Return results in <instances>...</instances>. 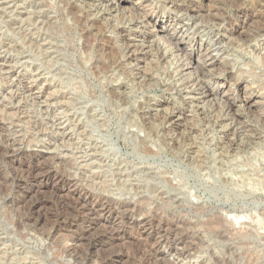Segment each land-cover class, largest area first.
Here are the masks:
<instances>
[{
    "label": "rangeland",
    "instance_id": "1",
    "mask_svg": "<svg viewBox=\"0 0 264 264\" xmlns=\"http://www.w3.org/2000/svg\"><path fill=\"white\" fill-rule=\"evenodd\" d=\"M148 1L176 16L199 42L194 59L208 48L205 53L221 63L217 77L231 76L226 85L233 97L245 88L263 93L257 86L264 89V0ZM119 6L0 0V264H264V228L255 222L264 220V128L242 108L235 114L242 124L209 103L206 120L204 108L196 110L200 118L189 115L191 105L170 111L185 84L176 76L173 91L175 85L161 86L156 73L171 77L175 52L161 38L147 39L136 12L124 13L127 0ZM82 13L95 24L76 23ZM229 24L240 35L228 32ZM84 34L92 38L88 52ZM121 39L135 51L132 61ZM99 56L123 63L124 71L94 75ZM211 81L210 89L219 92ZM258 108L264 111V97ZM165 117L184 124L181 137L191 141L184 142ZM148 122L154 133L144 127ZM234 127L232 136L227 131ZM143 139L155 155L142 151ZM194 147L201 170L188 163ZM256 150L259 158L248 163ZM99 197L109 202L102 207ZM215 217L222 225L208 227ZM144 219L142 229L136 222ZM161 236L166 248L156 245ZM180 238L184 243L174 247ZM185 246L183 255L171 251Z\"/></svg>",
    "mask_w": 264,
    "mask_h": 264
},
{
    "label": "bare ground",
    "instance_id": "2",
    "mask_svg": "<svg viewBox=\"0 0 264 264\" xmlns=\"http://www.w3.org/2000/svg\"><path fill=\"white\" fill-rule=\"evenodd\" d=\"M92 1V0H91ZM111 6H114L116 9L119 8V0H106ZM85 2V1H83ZM128 4H129V9H125L124 13L127 15V17H132L133 12H136V21L138 23H136V25H140L141 26V30H143V34L147 37V39L149 40L150 38H156L158 37V40H162L164 45H166L167 47L171 48L174 52H175V69L174 70H177L176 71V76H179V81H181L183 84L186 85H189V84H195L196 83V80L198 77L202 78L201 79V83L204 82V80H207V79H210V80H213L214 83L216 84L215 86V89L216 87H221V90L219 92H216L214 90H211L210 87H209V84H205L204 88H203V92L205 93V95H203L201 97V100L202 101H207L209 103V105H213V107L215 106H218V108H225V114L227 112V116L230 115L232 116L233 118H235V122L237 123H241V120L239 117H236V110L239 108H242L243 110H245L248 115L252 116L253 119L255 117H257V119L259 120L260 122V125L264 128V111H263V108L262 109H259L258 111L254 108H257V105L260 103L261 100H263V97H264V89L262 88V85H259L257 87H259L261 90L259 91H263V93H255L254 92V88H245V90L241 93V97H233V94H230L231 93V88H229L227 85H226V81H229L232 79L231 76H229L227 79H219V77H217V74H214L216 73V71L219 69L221 63L220 62H217L213 57H211V55H208L206 54V50L208 49H203L205 50V52L203 53L201 59L197 60V59H194V53H195V50H196V45L199 43L198 41H194V39L190 38L188 35H187V32L183 29V25H182V22L176 17V16H171L169 12L167 11H164V10H159L157 9V7L155 5H153L152 2H149L148 0H127ZM164 2V1H163ZM162 2V3H163ZM168 2V1H167ZM178 2V1H177ZM261 2V0H260ZM86 3V2H85ZM190 3V2H189ZM192 3V2H191ZM169 4V3H168ZM181 4V3H180ZM183 4V3H182ZM185 4V3H184ZM193 5V4H192ZM208 5V4H207ZM195 6V5H193ZM193 6H190V7H183V5H179V6H176L174 5V9H177L178 12H185V13H190L191 14L193 13L195 17H198V15L200 14L198 10H196ZM256 6V5H255ZM65 7V6H64ZM172 7V6H171ZM197 7V6H196ZM169 8V7H168ZM258 8V7H257ZM256 8V9H257ZM261 8V6H260ZM112 9V8H111ZM241 9V8H240ZM262 9V8H261ZM201 10V9H200ZM239 10V9H238ZM260 10V9H259ZM76 10H74L75 12ZM161 11V12H160ZM242 11V10H241ZM256 11V10H255ZM73 12V11H72ZM83 12V11H82ZM257 12V11H256ZM81 13V12H80ZM240 13V12H239ZM238 13V14H239ZM242 13V12H241ZM72 15V14H71ZM83 15V13H82ZM241 15V14H240ZM80 16V15H79ZM77 17L75 18V22L80 24L82 26V28H86L87 26L88 27H91L95 24L94 21L92 20H89L87 18L86 15H83L82 17ZM239 16V15H237ZM244 16V15H243ZM246 16V15H245ZM251 16V15H250ZM73 17V16H72ZM209 17V16H208ZM241 17V16H240ZM253 17V16H252ZM244 18V17H243ZM246 21H243V22H246L248 21V18L245 17L244 18ZM256 19V18H255ZM231 20V19H230ZM134 21V20H133ZM219 21V20H218ZM262 21V20H261ZM227 22V21H226ZM230 22V21H229ZM233 22V21H232ZM228 23V22H227ZM249 23V22H248ZM226 25V24H225ZM227 31L232 33L233 35H240L239 33V29L237 28H233L231 26V24L227 25ZM93 31V30H92ZM95 31V30H94ZM86 33V32H85ZM92 33V32H91ZM264 33V32H263ZM102 34V33H101ZM100 35L99 39L102 40V36ZM85 35V34H84ZM98 35V34H97ZM237 35V36H238ZM104 36V35H103ZM145 37V38H146ZM85 38V46H84V49H85V52H88L89 49H91V45L92 43L90 42L92 38H89V34L85 35L84 36ZM95 38H97L95 36ZM159 40V41H160ZM97 41V40H96ZM121 42V45H120V48L122 49V46H124V42H125V39H121L120 40ZM201 43V42H200ZM102 45V44H101ZM200 45V44H199ZM126 47H124L125 51H126V48H128V45L125 44ZM204 46H206L204 44ZM97 47V46H96ZM104 47V46H103ZM199 47V46H198ZM200 48V47H199ZM104 49V48H103ZM109 49V48H108ZM120 51L122 52V55H124L123 50ZM158 50V49H156ZM153 51V50H152ZM200 51V50H199ZM101 52V51H100ZM103 52V51H102ZM115 52V51H114ZM114 52H109L107 53V56H112L114 54ZM135 51L134 50H131L130 48L127 49V53L125 52L126 55H124V57L127 58V61H132L133 59H135V56H134V53ZM157 54H159V57L161 59H164V54L163 52H158L156 51ZM203 52V51H202ZM208 53V52H207ZM201 54V52H200ZM103 56L105 54H102ZM149 55V54H148ZM106 56V55H105ZM115 56V55H114ZM199 56V55H198ZM116 57V56H115ZM111 58V57H110ZM99 60H97V62L93 63V73L95 75V71H98V72H105L107 70H110V69H113L114 70H118V71H124L123 70V66L124 65L123 63L120 64V63H116V61H111V59H102L101 56H99L98 58ZM159 59V58H158ZM116 60V59H115ZM118 62V61H117ZM92 70V69H91ZM109 72V71H108ZM121 75V74H120ZM123 75V73H122ZM230 75V73H229ZM172 76V75H171ZM186 76L187 77H190V79H186ZM147 78V81L151 82L152 81V78L150 76L146 77ZM231 78V79H230ZM148 82V83H149ZM212 82V81H211ZM235 82V81H234ZM214 85V84H213ZM124 90V88H123ZM218 91V90H217ZM110 92V91H109ZM124 93V92H123ZM112 95H116V93L114 91H112ZM118 95V93H117ZM192 95H196L195 92L192 93ZM118 97V96H117ZM114 99V98H113ZM123 99V98H122ZM238 100V104H235V100ZM217 100L219 101V103H217ZM121 101H126V100H121ZM123 102V103H124ZM221 103V104H220ZM168 103H166L167 105ZM143 105V104H142ZM208 105V106H209ZM209 106V107H210ZM212 107V106H211ZM222 110V109H221ZM237 110V111H238ZM142 115V114H141ZM144 116V115H143ZM226 117V116H225ZM232 117H231V120H232ZM229 118V117H228ZM146 119V118H145ZM163 120L167 123H170L171 124V128H174L175 129V132H177V135L183 140L184 139V142L185 141H191L189 140L190 139V136H188L187 134H182V137H181V133L182 131H186V130H183L184 128V124L181 125L182 123L180 122H175L174 120L172 119H168L167 117L163 118ZM229 120V121H231ZM233 121V120H232ZM231 121V122H232ZM144 122V121H142ZM153 123L154 121L151 120L150 123ZM143 124V123H142ZM231 124V123H230ZM229 124V125H230ZM145 128L148 129V131L150 130V132L154 133L153 129L151 126H149V122H148V125L146 124H143ZM228 125V126H229ZM232 126V125H231ZM229 126V127H231ZM260 126V127H261ZM228 127V128H229ZM237 127V125H236ZM227 128V129H228ZM245 128V127H244ZM174 129H173V132H174ZM233 129H236L235 127L234 128H230L227 133L231 134L233 136L234 134V130ZM239 129H243V128H240ZM190 130V129H188ZM246 130V129H245ZM251 130V129H250ZM238 131V130H236ZM254 131V130H253ZM172 132V131H171ZM244 132V131H243ZM187 133H190L189 131ZM192 133V132H191ZM236 133V132H235ZM239 133V132H237ZM236 133V134H237ZM245 133V132H244ZM252 133V132H250ZM169 134V132H168ZM174 134V133H173ZM246 134V133H245ZM248 134H249V131H248ZM165 135V134H164ZM167 135V134H166ZM184 135V136H183ZM238 135V134H237ZM236 135V136H237ZM241 135V134H239ZM243 135V134H242ZM192 136V135H191ZM249 137V136H247ZM192 138V137H191ZM238 138V137H237ZM240 138V137H239ZM246 138V137H245ZM251 138V137H250ZM254 138V137H253ZM262 138V137H261ZM193 139V138H192ZM229 140V139H228ZM233 140V138H232ZM240 140V139H239ZM176 141V140H175ZM177 142V141H176ZM174 142L172 148L175 150H179L180 146L178 143ZM179 142V140H178ZM181 142V141H180ZM235 142V141H234ZM243 142V141H241ZM164 143V142H163ZM183 143V142H182ZM180 143V144H182ZM231 143V142H230ZM229 143V144H230ZM244 143V142H243ZM257 143V142H256ZM259 143V142H258ZM172 144V143H171ZM235 144V143H233ZM242 144V143H241ZM189 145V144H188ZM223 145V144H222ZM254 145V144H253ZM169 146V145H168ZM192 146V145H191ZM140 147L142 149V151L146 154H156V151H153L150 147H148V145H146L145 143V140H141L140 142ZM187 147V146H186ZM197 147V146H196ZM194 147L193 150L191 151V155L189 156V162L191 165H194V163L197 162V165H196V168L199 170L203 169L204 168V163L201 161L200 159V151ZM222 147V146H221ZM229 147V146H228ZM234 147V145H233ZM245 147V146H244ZM171 148V147H170ZM232 148V146H231ZM241 148H243L241 146ZM189 149V147H188ZM191 149V148H190ZM189 149V150H190ZM195 149V150H194ZM239 146H238V150H239ZM244 149V148H243ZM241 149V150H243ZM260 149V148H258ZM257 149V150H258ZM175 150V151H176ZM240 150V153L242 152ZM252 151L253 153H251L250 155V158L249 159H246L248 161V163H251V161H254L256 159L259 158L260 156V153L258 151ZM222 151V150H221ZM225 151V150H224ZM223 151V152H224ZM245 151V150H244ZM248 151V149L246 150ZM245 151V153H246ZM222 152V153H223ZM237 152V151H236ZM197 153V159L194 160L192 159L194 157V154ZM239 154V153H238ZM193 155V156H192ZM225 155V154H223ZM199 159V160H198ZM227 159V158H226ZM251 166V165H250ZM234 182V181H233ZM236 182V181H235ZM239 184V183H237ZM88 195V194H87ZM165 195V194H164ZM101 196V195H100ZM94 197V196H93ZM163 196H161L162 198ZM92 198V197H91ZM88 199V198H87ZM100 201L102 203V207H104V204L105 203H108L109 202V199L103 197V198H100ZM94 200V199H93ZM96 200V199H95ZM114 202V201H113ZM152 203V202H151ZM154 203V202H153ZM165 204V203H164ZM92 205V204H91ZM93 205H95L93 203ZM100 205V204H99ZM168 205V204H167ZM107 207V206H106ZM150 219V218H149ZM146 219L140 221V222H136L137 225H141L142 226V229H145V223ZM210 221V220H209ZM208 221V222H209ZM255 222H256V225L257 227H261V228H264V220L261 219L260 217H255ZM212 223H217V224H221L222 223V220L220 219V217H215L213 218L212 221H210L208 224V227L210 225H213ZM151 224V223H150ZM206 224V225H207ZM136 225V226H137ZM149 225V224H148ZM177 225V224H176ZM222 225V224H221ZM134 227V226H133ZM138 227V226H137ZM140 227V226H139ZM212 227V226H211ZM148 229V228H146ZM143 231V230H141ZM140 231V232H141ZM157 232V231H156ZM189 233H192V232H189ZM192 235V234H191ZM194 235V233H193ZM156 236V235H155ZM148 237V236H147ZM164 238V237H163ZM162 236L158 239V240H161V241H158L157 240V243L156 245H162V246H168V243H166L167 241L165 239H163ZM168 238V237H167ZM166 238V239H167ZM157 239V238H156ZM186 238H183V239H177L172 241L174 244V247H177L176 245L179 243V245L183 244L185 241ZM168 240V239H167ZM172 240V239H171ZM180 240H182L180 242ZM187 243V242H186ZM185 243V244H186ZM155 244V243H154ZM171 244V243H169ZM160 247V246H159ZM181 247V246H180ZM149 248V247H148ZM168 250H169V247H167ZM173 248V247H172ZM187 247L185 246V248H182L181 251H178L177 248H173L171 251H173L174 253H177L179 256L180 255H183L185 254V249ZM189 248V247H188ZM151 250V249H150ZM157 251V250H156ZM153 254V253H152ZM155 256V255H154ZM77 260V259H76ZM228 263V262H227ZM101 264V262H100Z\"/></svg>",
    "mask_w": 264,
    "mask_h": 264
},
{
    "label": "clouds",
    "instance_id": "3",
    "mask_svg": "<svg viewBox=\"0 0 264 264\" xmlns=\"http://www.w3.org/2000/svg\"><path fill=\"white\" fill-rule=\"evenodd\" d=\"M180 15H184L183 13H181ZM216 27V26H213ZM219 47V45H218ZM150 65H156V67H158V65L156 64V61L153 60L151 62H149ZM133 66L128 65L126 66V72L129 73L127 75V79H131L132 76L130 74L131 69ZM167 67V66H165ZM153 71L155 72V67L153 68ZM168 71L172 72V76L170 78H166L164 76H161L158 72L156 73L157 77H158V83L162 86V85H175V88H173V91H176L177 88H179V85L176 84V71L177 70H173L171 68L168 69ZM214 74H223L222 72L219 73H214ZM136 76H139V72L135 73ZM122 79H124L125 77H121ZM186 79H190V77L186 76ZM201 79L200 77L197 78L196 83L195 84H189L186 85L183 89H180L179 95L181 97V99H176L175 96L172 97V99L175 101L174 103H172L170 105V111L175 112V110L180 109V108H184L186 105H191V110L189 111V115L193 116L195 115L197 118H200L201 114L198 113L196 110L199 108H204V113L202 114L203 119H209L208 116V112L210 111L209 107H208V102L207 101H202L201 97L203 95H205V93L203 92V88L205 86V84H210L211 80L207 79L204 80L203 83H201ZM164 91H167V89H162ZM135 91V89H134ZM187 93V95H184V93ZM195 92L196 95H192V93ZM137 97H139V93H136ZM195 101H201L200 103H195ZM131 106V105H130ZM178 119H181V117H178Z\"/></svg>",
    "mask_w": 264,
    "mask_h": 264
}]
</instances>
